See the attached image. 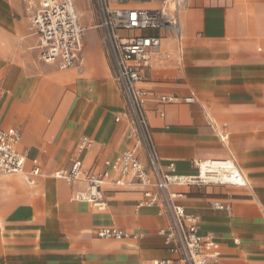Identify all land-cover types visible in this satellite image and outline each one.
Returning <instances> with one entry per match:
<instances>
[{
  "label": "crops",
  "instance_id": "1",
  "mask_svg": "<svg viewBox=\"0 0 264 264\" xmlns=\"http://www.w3.org/2000/svg\"><path fill=\"white\" fill-rule=\"evenodd\" d=\"M74 1L86 30L83 60L63 70L41 57L32 26L40 0H0V129L17 130L28 153L25 175L0 177V264H178L160 235L169 216L140 207L139 186H105L100 211L75 199L84 182L55 178L77 159L103 172L135 146L102 34L97 29L85 39L83 0ZM109 4L157 10L161 0ZM141 88L150 95L147 115L163 164L196 175L195 161L231 159L247 183L174 187L184 195L178 205L200 217V233L215 238L225 263L264 264V0H186ZM162 96L179 101L159 105ZM192 96L195 103L184 102ZM83 137L93 145L79 152ZM35 168L38 177L31 176ZM214 203L232 210H215ZM106 228L142 238H99Z\"/></svg>",
  "mask_w": 264,
  "mask_h": 264
},
{
  "label": "built area",
  "instance_id": "2",
  "mask_svg": "<svg viewBox=\"0 0 264 264\" xmlns=\"http://www.w3.org/2000/svg\"><path fill=\"white\" fill-rule=\"evenodd\" d=\"M31 3V0H26ZM186 0H161L157 10H117L109 0H94L98 16L96 29L111 65L113 78L122 96L124 109L131 125V139L135 146L124 151L114 162H107L103 172L84 167L79 159L71 168L55 174V178L69 185L84 182L86 190L76 200L91 204L104 211L107 202L104 187L107 185L135 184L143 191L140 207H157L169 216L167 227L160 231L169 252L178 264H231L221 257L220 245L211 235L200 233V217L186 212L177 201L183 194L173 192L174 187L233 185L244 187L246 180L234 160H199L194 164L196 175H181L175 162L163 164L155 145L147 115L149 93L141 88L143 72L150 69L161 51L163 34L179 27V12ZM32 26L40 40L42 60L58 64L63 70L78 68L82 63L85 28L80 23L74 0H40L32 18ZM174 96H162L159 105L174 104ZM195 98L184 100L195 103ZM164 117L163 112H159ZM229 133L223 131L220 139L229 142ZM22 135L15 129H0V177L26 174L27 151L20 150ZM93 141L83 137L78 145L83 152ZM41 175L39 168L32 177ZM215 210L231 212L230 205L212 204ZM97 236L106 240L140 239V234H130L117 228L98 231ZM238 243V241H236ZM160 261L156 264H173Z\"/></svg>",
  "mask_w": 264,
  "mask_h": 264
},
{
  "label": "rangeland",
  "instance_id": "3",
  "mask_svg": "<svg viewBox=\"0 0 264 264\" xmlns=\"http://www.w3.org/2000/svg\"><path fill=\"white\" fill-rule=\"evenodd\" d=\"M82 3H83V10L79 11V13L83 24L88 28L85 36L86 39L88 34L93 32H98V30L95 27L96 24L98 23V16L94 8V0H83Z\"/></svg>",
  "mask_w": 264,
  "mask_h": 264
}]
</instances>
